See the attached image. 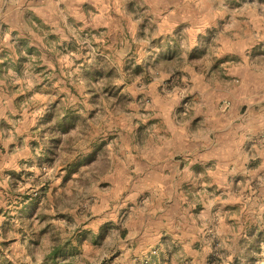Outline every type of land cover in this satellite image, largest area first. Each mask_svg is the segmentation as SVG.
<instances>
[{
  "label": "rangeland",
  "instance_id": "1",
  "mask_svg": "<svg viewBox=\"0 0 264 264\" xmlns=\"http://www.w3.org/2000/svg\"><path fill=\"white\" fill-rule=\"evenodd\" d=\"M221 65L264 82V0H0V264H264V182L153 213L107 179L127 135L184 120L187 77Z\"/></svg>",
  "mask_w": 264,
  "mask_h": 264
},
{
  "label": "crops",
  "instance_id": "2",
  "mask_svg": "<svg viewBox=\"0 0 264 264\" xmlns=\"http://www.w3.org/2000/svg\"><path fill=\"white\" fill-rule=\"evenodd\" d=\"M217 69L221 77L216 81L209 79L207 71L187 77L191 100L184 120L174 115L158 118L155 136L147 134V141L145 137L137 143L129 134L123 140L113 168L121 170V175H108L107 179L128 183L125 200L147 190L155 199L152 212L160 213L168 195L174 194V199L167 200L173 205L175 198L183 204L195 194L202 198L206 189L224 193L228 182H264V140L259 139L264 131V82L236 74L235 67L221 65ZM223 100L229 102L227 107L219 105ZM11 103L0 101L3 119ZM9 145L13 146V136L6 141ZM11 168L13 153L0 151V171ZM137 180L143 182L140 187L130 188ZM8 185L0 182L1 188Z\"/></svg>",
  "mask_w": 264,
  "mask_h": 264
},
{
  "label": "trees",
  "instance_id": "3",
  "mask_svg": "<svg viewBox=\"0 0 264 264\" xmlns=\"http://www.w3.org/2000/svg\"><path fill=\"white\" fill-rule=\"evenodd\" d=\"M49 117H46L45 120H49ZM46 121L43 122V124H45ZM73 118L70 117V115H68L67 113H65L64 115H62V117L60 119H56L54 122L52 123H48L47 127L50 128V132L51 131H61V132H67L70 126H73ZM53 133V132H52ZM52 141V140H51ZM55 142V140H53ZM52 141V142H53ZM35 145V144H34ZM49 155H51V150L49 148L45 149L43 154H42V161L44 160V162L46 161H50L51 159H49ZM14 174V172H13ZM54 253L57 252V250H53Z\"/></svg>",
  "mask_w": 264,
  "mask_h": 264
},
{
  "label": "built area",
  "instance_id": "4",
  "mask_svg": "<svg viewBox=\"0 0 264 264\" xmlns=\"http://www.w3.org/2000/svg\"><path fill=\"white\" fill-rule=\"evenodd\" d=\"M225 106V105H224Z\"/></svg>",
  "mask_w": 264,
  "mask_h": 264
}]
</instances>
